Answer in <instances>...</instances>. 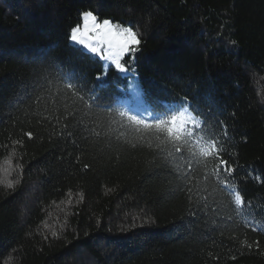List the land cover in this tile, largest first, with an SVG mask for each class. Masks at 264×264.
<instances>
[{
  "label": "trees",
  "instance_id": "obj_1",
  "mask_svg": "<svg viewBox=\"0 0 264 264\" xmlns=\"http://www.w3.org/2000/svg\"><path fill=\"white\" fill-rule=\"evenodd\" d=\"M0 264H264V0H0Z\"/></svg>",
  "mask_w": 264,
  "mask_h": 264
},
{
  "label": "snow or ice",
  "instance_id": "obj_2",
  "mask_svg": "<svg viewBox=\"0 0 264 264\" xmlns=\"http://www.w3.org/2000/svg\"><path fill=\"white\" fill-rule=\"evenodd\" d=\"M81 15L83 18L82 28L81 26H76L71 29L70 41L83 46L90 53L110 61L116 70L120 72L126 71V64L123 62V58L125 56L133 57L138 50L141 43L138 33L131 26L124 27L114 24L108 19L98 22L97 16L90 10L83 12ZM178 120V117H173L170 120L167 125L170 132H175L177 129L183 130V125L178 124ZM27 135L29 138L32 136L31 133H27ZM214 147L217 152H220L217 143L214 144ZM221 163L224 166L227 165L225 160H222ZM226 168L230 174L235 171L233 167L227 166ZM7 186L12 188L13 183L9 182ZM241 201L243 203L242 197Z\"/></svg>",
  "mask_w": 264,
  "mask_h": 264
},
{
  "label": "rangeland",
  "instance_id": "obj_3",
  "mask_svg": "<svg viewBox=\"0 0 264 264\" xmlns=\"http://www.w3.org/2000/svg\"><path fill=\"white\" fill-rule=\"evenodd\" d=\"M103 20H99L98 19V22H102ZM111 21V20H110ZM114 23V22H113ZM115 24V23H114ZM82 25H83V20H82V22H81V24H79V25H77V26H81V28H82ZM76 44V43H75ZM78 45V44H77ZM80 46V45H79ZM80 47H82L83 49H85L83 46H80ZM86 50V49H85ZM88 51V50H87ZM104 60V59H103ZM104 61H106L108 64H112L110 61H108V60H104ZM127 71V70H126ZM126 71H124L123 73H125Z\"/></svg>",
  "mask_w": 264,
  "mask_h": 264
}]
</instances>
